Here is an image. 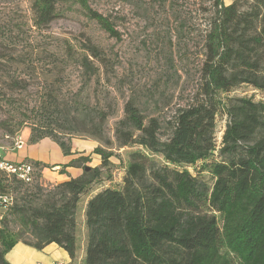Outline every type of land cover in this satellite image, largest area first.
Listing matches in <instances>:
<instances>
[{"label":"trees","instance_id":"16d2710c","mask_svg":"<svg viewBox=\"0 0 264 264\" xmlns=\"http://www.w3.org/2000/svg\"><path fill=\"white\" fill-rule=\"evenodd\" d=\"M90 1L33 0L34 26L48 27L66 4L79 6L111 38L120 39L110 19ZM209 2L211 11L199 9L210 12V18L201 82L191 100L165 123L158 116L165 105L158 109L155 102L148 114L149 103L136 95L124 98L115 141L144 151L131 154L121 187L101 189L88 200L83 264H264V103L223 97L242 85L264 92V0H252L246 8L238 0ZM185 25L176 31L180 37ZM61 57L76 63L89 80L109 75L112 67L105 50L91 42L79 49L67 45ZM17 79L13 90L21 86ZM41 100L30 141L49 138L71 155V144L58 136L65 127L56 121L57 96L47 91ZM108 106V113H94L77 131L104 142L105 148L94 151L101 157L99 167L86 170L89 157H79L68 166L83 174L56 186L40 179L30 185L0 169V264H9L6 254L20 242L37 250L54 243L76 260L84 198L114 178L112 142L103 139L115 114L114 106ZM220 112L228 123L218 145ZM15 124L17 129L8 127L5 137L13 139L27 125L22 119ZM150 154L160 155L164 163ZM198 165L197 175L192 174L189 169ZM203 173L214 180L211 189L201 180Z\"/></svg>","mask_w":264,"mask_h":264},{"label":"rangeland","instance_id":"374dc122","mask_svg":"<svg viewBox=\"0 0 264 264\" xmlns=\"http://www.w3.org/2000/svg\"><path fill=\"white\" fill-rule=\"evenodd\" d=\"M233 1L236 0H224V3ZM238 1L245 8L253 3L252 0ZM90 4L110 19L120 39L111 38L79 6L69 8L62 4L59 17L48 27L38 29L34 26L33 0H0V145L11 143L12 138L5 137V133L8 127L17 129L15 123L19 119L27 123L21 131L32 129L39 117L41 97L50 91L60 104L55 111L56 121L65 127L59 130V138L71 145L74 140H85L94 142L96 148H105L104 142L77 131L83 129L81 123L90 121L100 111L108 113V105H113L115 114L108 119L103 139L112 142L107 149L113 153L115 185L121 187L131 154L144 151L137 146L122 148L115 141L113 133L117 121L123 117L124 98L136 95L143 104L149 103L148 114L153 113L155 102L158 109L165 105L164 112L158 114L165 123L191 100L201 82L205 61L203 36L210 18V12L199 9L202 6L211 11L210 2L91 0ZM184 23L185 31L180 37L176 31ZM89 42L103 48L111 58L108 77L103 75L97 80L93 76L89 80V75L76 63H66L61 57L67 45L79 49ZM16 78L21 86L13 90ZM223 97L252 98L264 103V92L249 85H242ZM218 115L219 145L228 118L224 112ZM94 151L91 155L99 156ZM150 157L160 165L164 163L160 155L150 154ZM89 164L94 165L92 160ZM199 167L189 171L197 175ZM200 178L210 189L213 187L214 180L208 173ZM32 179L30 185L41 179L38 172ZM78 219L77 237L82 244L87 232L83 218Z\"/></svg>","mask_w":264,"mask_h":264},{"label":"crops","instance_id":"0c3cea01","mask_svg":"<svg viewBox=\"0 0 264 264\" xmlns=\"http://www.w3.org/2000/svg\"><path fill=\"white\" fill-rule=\"evenodd\" d=\"M31 135V129L28 128L23 129L17 135L23 137L25 141L24 147L20 150L14 146L15 138L9 144L0 145V157L3 161L11 164L25 162L40 164L41 167L39 169L35 167V171L40 174V180L45 186H56L80 177L83 174V169L68 166L70 162L79 157H89L92 160L94 165L88 163L87 167L96 168L101 165V157L91 155L96 148L92 141L74 140L71 145L72 154L66 156L55 141L46 138L32 143ZM114 180L104 181L92 188L90 194L84 198L78 217L81 216L84 221V210L88 200L101 189L116 187ZM78 245V254L74 262L65 250L54 243L44 247L43 250H37L20 242L6 254L5 259L9 264H83L85 241L82 244L78 242Z\"/></svg>","mask_w":264,"mask_h":264},{"label":"built area","instance_id":"2783aa9c","mask_svg":"<svg viewBox=\"0 0 264 264\" xmlns=\"http://www.w3.org/2000/svg\"><path fill=\"white\" fill-rule=\"evenodd\" d=\"M15 138V148L20 150L24 147L25 141L23 137L16 136ZM0 169L7 172L10 175L17 176L18 179L24 181L25 183H31L33 181V176L35 174V167L31 163H20V164H11L3 161L0 157ZM6 203L7 199H3Z\"/></svg>","mask_w":264,"mask_h":264},{"label":"water","instance_id":"95a60500","mask_svg":"<svg viewBox=\"0 0 264 264\" xmlns=\"http://www.w3.org/2000/svg\"><path fill=\"white\" fill-rule=\"evenodd\" d=\"M89 169H90V168H88V167L86 168V170H89Z\"/></svg>","mask_w":264,"mask_h":264}]
</instances>
